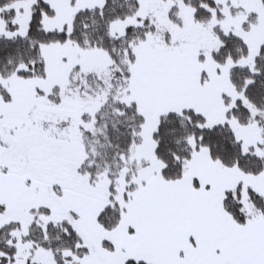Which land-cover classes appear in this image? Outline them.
Returning a JSON list of instances; mask_svg holds the SVG:
<instances>
[{
  "label": "snow or ice",
  "instance_id": "obj_1",
  "mask_svg": "<svg viewBox=\"0 0 264 264\" xmlns=\"http://www.w3.org/2000/svg\"><path fill=\"white\" fill-rule=\"evenodd\" d=\"M0 264H264V0H0Z\"/></svg>",
  "mask_w": 264,
  "mask_h": 264
}]
</instances>
